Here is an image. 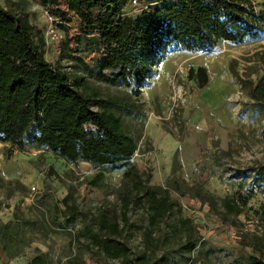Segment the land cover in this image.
Listing matches in <instances>:
<instances>
[{"label": "rangeland", "instance_id": "obj_1", "mask_svg": "<svg viewBox=\"0 0 264 264\" xmlns=\"http://www.w3.org/2000/svg\"><path fill=\"white\" fill-rule=\"evenodd\" d=\"M264 13V0H253ZM134 2L124 12L133 15ZM26 15L36 45L56 70L122 121L136 150L121 168L66 161L27 144L0 141V264H230L264 259V100L251 88L264 84V35L241 44L217 43L210 51L171 47L140 86L109 85L96 78L95 45L84 39L72 53L62 24L36 0H0ZM84 63V65H83ZM204 67L203 89L189 80ZM136 168L131 177L126 173ZM101 175V180L96 176ZM261 175V180L254 179ZM139 181L172 203L150 227V203H132L130 226L117 242L129 249L114 259L93 242L99 215L121 223V202ZM130 192L133 193L132 190ZM248 197L244 206L240 197ZM67 205L78 214L65 225ZM235 200L240 213L228 211ZM151 235V237L148 236ZM101 237V236H98Z\"/></svg>", "mask_w": 264, "mask_h": 264}, {"label": "trees", "instance_id": "obj_2", "mask_svg": "<svg viewBox=\"0 0 264 264\" xmlns=\"http://www.w3.org/2000/svg\"><path fill=\"white\" fill-rule=\"evenodd\" d=\"M52 19L65 24L66 48L77 53L84 39L95 45L96 78L109 85L140 86L171 47L188 52L210 51L219 42L241 44L264 35V13L253 0H36ZM130 2L133 11L124 12ZM26 15L15 16L0 7V141L23 149L27 144L45 147L56 156L75 163L121 168L133 156L136 145L122 128L121 119L107 109L93 110L94 97L79 91V83L54 69L44 58L43 43L36 45ZM84 65V63H83ZM189 80L203 89L207 70L190 69ZM252 96L264 100V84L251 88ZM135 167L125 174L131 177ZM96 186L101 175L95 179ZM98 180V182H97ZM261 175L254 181L259 182ZM130 190L133 191L130 192ZM121 202V223L109 210L99 215L100 249L114 259H126L129 249L116 237L130 226L132 203L146 198L150 203V227L171 210L167 197L136 181ZM248 197L242 195L244 206ZM65 225L78 214L67 205ZM228 211L240 213L235 200ZM101 236V237H98ZM151 237L150 234H148ZM230 264H264L250 256Z\"/></svg>", "mask_w": 264, "mask_h": 264}]
</instances>
